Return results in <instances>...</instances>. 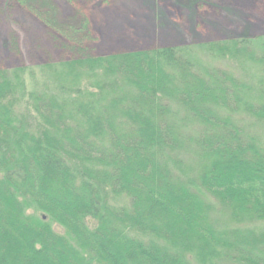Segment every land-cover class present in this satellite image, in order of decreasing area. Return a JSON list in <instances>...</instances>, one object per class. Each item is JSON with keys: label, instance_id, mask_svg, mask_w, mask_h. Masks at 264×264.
Returning a JSON list of instances; mask_svg holds the SVG:
<instances>
[{"label": "trees", "instance_id": "trees-1", "mask_svg": "<svg viewBox=\"0 0 264 264\" xmlns=\"http://www.w3.org/2000/svg\"><path fill=\"white\" fill-rule=\"evenodd\" d=\"M39 3L81 56L39 67L67 95L28 92V67L0 70V264H264V142L242 121L264 128V76L199 68L200 46L82 56L89 21L60 24ZM251 46L204 48L264 70Z\"/></svg>", "mask_w": 264, "mask_h": 264}, {"label": "rangeland", "instance_id": "rangeland-1", "mask_svg": "<svg viewBox=\"0 0 264 264\" xmlns=\"http://www.w3.org/2000/svg\"><path fill=\"white\" fill-rule=\"evenodd\" d=\"M50 1L59 13L60 24L75 23L76 15L89 21V35L82 46V56L102 57L159 47L200 46L195 49L199 68L211 66L232 70L250 85L258 82L256 77L264 76L260 67L245 71L235 60L215 59L204 48L210 42L247 37L256 54L264 57V0ZM29 3L35 6V11H44L39 0H0V70L28 67L33 70L25 75L28 92L67 95L61 85L49 81L39 67L67 62L81 54L42 23L31 12ZM102 82V86H114L111 80ZM123 90L129 91L124 85ZM90 91L94 94L93 90ZM85 92L84 88L81 93L85 95ZM78 98L85 99L84 96ZM242 121L264 142V128L254 118L244 116ZM111 201L117 206H129L125 197H112ZM27 213L38 218L43 216L35 209ZM87 225L94 228L97 223L87 219ZM52 227L56 233L66 234L58 224L53 223Z\"/></svg>", "mask_w": 264, "mask_h": 264}]
</instances>
